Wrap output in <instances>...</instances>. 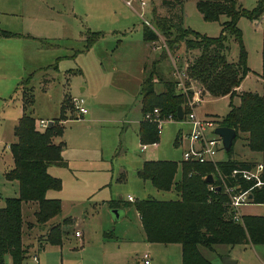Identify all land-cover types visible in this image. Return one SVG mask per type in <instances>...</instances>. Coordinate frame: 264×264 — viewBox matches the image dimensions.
Here are the masks:
<instances>
[{"label": "rangeland", "instance_id": "374dc122", "mask_svg": "<svg viewBox=\"0 0 264 264\" xmlns=\"http://www.w3.org/2000/svg\"><path fill=\"white\" fill-rule=\"evenodd\" d=\"M143 1L145 5L140 8L138 0H134L132 9L124 0H0V208L5 198L17 194L16 182L3 176L11 166L6 140H12L20 94L24 93L28 102L32 90L31 116L46 123L59 119L61 133L54 140L65 145L63 158L67 167L49 168V174L61 183L54 193L61 208L56 220L70 217V226L62 221L60 230L77 229L82 235L81 240L68 235L59 245L44 243L38 247L37 229L23 226V239L30 245L27 254L35 252L38 264H141L138 256L144 251L149 264H181V244L154 241L147 247L140 241L132 203L118 208L117 216L105 204L110 199L123 201L127 195L134 200L175 198L174 192L155 190L149 182L139 179L135 170L142 160H180L185 147L182 137L190 128L186 119L163 118L157 143L140 150L136 121L141 116L136 109L141 100L142 77L153 60L160 58L158 63L153 62L152 80H178V88L189 87L194 83L183 78L180 71L185 72L199 53L198 49H186L182 42L177 50L170 51L162 47L160 34L154 42L143 41L142 19L151 27L150 9L160 11L156 0ZM238 2L249 9L258 0ZM219 21H204L193 0L183 1V28L215 37ZM236 25L250 70L242 90L261 94L264 18L251 22L240 17ZM95 35L97 39L87 46ZM225 45L222 53L227 61H236L235 42L229 39ZM159 89L160 85L155 84L154 91ZM177 92L183 93L187 105L191 96L188 98L183 89ZM235 92L231 102L237 105L240 91ZM64 97L69 104L71 98H82L86 114L79 117L74 110L62 106ZM227 103V96L214 98L208 92H202L201 101L194 103L196 117L213 122L206 134L213 132L216 121L227 112ZM232 155L237 160H262V152L248 148L241 133L232 144ZM225 158L226 152L218 149L214 159ZM178 177L179 174L175 178ZM34 210L33 204L22 203V219L33 223ZM238 210L241 214L264 215L261 204H245ZM106 233L116 238H107ZM196 247L210 264H222L223 256L234 259L235 264H264V244ZM25 263L30 264L29 258Z\"/></svg>", "mask_w": 264, "mask_h": 264}, {"label": "trees", "instance_id": "16d2710c", "mask_svg": "<svg viewBox=\"0 0 264 264\" xmlns=\"http://www.w3.org/2000/svg\"><path fill=\"white\" fill-rule=\"evenodd\" d=\"M183 1L157 0L160 11L150 9L152 26L142 24L141 38L146 42H154L160 34L163 37L162 47L170 51L177 50L181 42L186 49L199 50L185 68L186 80L214 98L228 97V110L216 121L217 126L234 129L236 138L238 133L243 134L248 148L262 152L261 161L264 163V42L260 73L262 93L240 91L238 104L231 102V97L236 93L235 88L250 73L237 20L240 17L249 21L259 19L264 13V0H258L249 9L242 7L238 0H193L204 21H219L223 17L219 21V34L215 37L183 28ZM96 39L95 35L87 42V46ZM229 39L237 46L234 62L227 61L222 53ZM159 60L153 62L158 63ZM153 62L140 89L141 120L137 127V137L140 144L146 145L157 143L159 135L156 123L144 118L146 113L156 108L160 118L179 120L176 118L178 106L183 118L189 111L184 102L186 97L177 92L178 89L182 91V88H178V80H152L155 75ZM184 83L187 84V81ZM155 84L160 85L159 91H154ZM185 91L187 97L191 96V90ZM20 95L22 112L13 127L14 141L9 144L12 166L3 173L6 180L16 182L17 194L5 198L4 206L0 208V264H23L29 258L27 250L30 245L23 239V226L26 229H37L36 246L41 247L44 243L59 245L64 234L59 225L66 221L56 220L60 212L59 199L47 196L48 191L59 190L61 184L60 179L50 175L47 168L50 165H66L61 156L63 143L54 140L61 133L59 119H52L50 125L39 127L30 114L32 90L28 102L25 101L28 98L24 93ZM69 103L67 97L62 99V106L73 111ZM176 137L178 134L174 144ZM254 163L235 159L232 146L224 160L214 163L181 159L144 160L136 175L150 182L157 190L167 191L172 188L176 194V198L171 200L145 198L133 203L146 241L181 244V264H210L199 254L197 245L264 244V215H241L240 221H234L232 210L226 203L227 196L222 188L216 187L220 183L218 174L227 175L233 169H247ZM178 165L180 175L174 181ZM208 174L212 176L211 183L204 180ZM234 180L242 189L250 184L240 179ZM234 180L229 179L228 183L233 184ZM251 199L254 203H264V187L251 189ZM22 203L34 205L33 223L22 219ZM117 204L118 201L108 202L111 208Z\"/></svg>", "mask_w": 264, "mask_h": 264}, {"label": "built area", "instance_id": "2783aa9c", "mask_svg": "<svg viewBox=\"0 0 264 264\" xmlns=\"http://www.w3.org/2000/svg\"><path fill=\"white\" fill-rule=\"evenodd\" d=\"M125 4L128 7H132V0H125ZM138 5L142 8L145 5L143 0H138ZM142 17L141 11L138 13ZM143 23L150 27L149 23L142 19ZM180 74L183 78H186V75L183 71H180ZM178 87L181 83L178 81ZM183 90H191V98L187 102V107L189 111L185 114L184 119L188 122L190 128L187 133H185L182 139L185 141V147L181 151V160L182 161H195V162H211L214 163V155L218 149L222 148L220 138L211 132L209 135L206 134V130L212 127L213 122L203 118H197L194 111L193 105L195 102L201 101V89L197 86L191 85L189 87H181ZM71 105L77 115H82L86 112L83 107L82 98H71ZM145 119L154 121L156 123L157 133L160 132V124L162 118L158 116L156 108H153L150 112L144 115ZM37 125L41 128L47 125L46 121L39 120ZM181 139V140H182ZM149 145H155L151 143ZM146 144H140V150L143 151L146 148ZM219 185L218 189L222 188L223 193L227 196V205L232 210V219L234 221H240L241 214L239 212V207L245 204H262L264 203H254L251 199V189L262 188L264 187V163L262 161H256L254 165L247 169H233L227 175L218 174ZM229 179H240L244 182H249L247 188L242 189L240 184L234 180L233 184L228 183ZM128 201H132V197L127 196ZM75 236H78V233L75 232ZM141 263L148 264L149 257L146 252L141 254ZM29 261L31 264H38L37 255L35 252H31L29 256Z\"/></svg>", "mask_w": 264, "mask_h": 264}, {"label": "crops", "instance_id": "0c3cea01", "mask_svg": "<svg viewBox=\"0 0 264 264\" xmlns=\"http://www.w3.org/2000/svg\"><path fill=\"white\" fill-rule=\"evenodd\" d=\"M125 1V0H124ZM133 2H134V0H132ZM157 1V0H156ZM132 2V3H133ZM132 9H133V5H132V7H131ZM264 16V13H263V15L259 18V19H262V18H264L263 17ZM259 19H257V20H254V21H251V22H257V21H259ZM144 24V23H143ZM148 43V42H147ZM143 69V72H144V68H142ZM249 74V73H248ZM248 74L245 76V77H247L248 76ZM245 77L242 79V81L240 82V84L235 88V90H238V91H243L242 90V87H243V85H242V82H243V80L245 79ZM145 78V75L142 77V79H141V82H140V89H141V84H142V81H143V79ZM19 88H20V85H19ZM19 88H17L18 90H19ZM160 89H161V87H160ZM159 89V90H160ZM158 90V91H159ZM18 92V91H17ZM19 96V95H18ZM222 97H225L226 98V96H222ZM221 97V98H222ZM218 98H220V97H218ZM19 101H20V103H19V105H20V107H19V109L16 111V113H15V116H14V118L13 119H15V124H16V121H17V119H18V117L21 115V112H22V108H21V99H20V96H19ZM139 109V111H140V104H139V107H137V109H136V111ZM84 114H86V112L84 113ZM84 114H82V115H84ZM82 115H80L79 117H81ZM140 116H141V113H140ZM182 119H184L183 117L181 118V119H179V120H182ZM39 120H43V119H39ZM38 120V121H39ZM141 120V118L140 119H138L137 121H136V123H137V126H138V123H139V121ZM167 120V119H166ZM172 120V119H171ZM51 121V123H52V119L50 120ZM36 123H37V121H36ZM47 123H48V121H47ZM14 124V125H15ZM137 126H136V131H137ZM14 127V126H13ZM123 128H124V125H122L121 126V129H120V131H119V135H121V132H122V130H123ZM13 131V130H12ZM136 137H137V133H136ZM12 140H6V142H7V148H8V152H9V144L11 143V142H13L14 141V135H13V132H12V138H11ZM137 139H138V137H137ZM1 143V142H0ZM139 143V142H138ZM139 145H140V143H139ZM64 142H63V147H62V151H61V156H62V158H63V151H64ZM9 155H10V152H9ZM10 159H11V166H12V158H11V155H10ZM63 160L66 162V165L65 166H57V165H50L48 168H47V171H48V173H50V171H49V168L50 167H57V168H66L67 167V160L65 159V158H63ZM161 160H166V159H161ZM142 162H143V160L139 163V165H138V167L136 168V170H135V174H136V171L140 168V166H141V164H142ZM11 166L9 167V168H11ZM8 168V169H9ZM7 169V170H8ZM51 174V173H50ZM177 174H179L180 175V167H179V165H178V167H177V170H176V172H175V174H174V176H173V180L174 181H176V180H178L179 179V177L176 179L175 177H176V175ZM54 176V175H53ZM137 176V175H136ZM55 177V176H54ZM138 177V176H137ZM139 178V177H138ZM140 179V178H139ZM142 180V179H141ZM143 181V180H142ZM148 182V181H147ZM149 184H150V182H149ZM151 185V184H150ZM152 186V185H151ZM155 190H157V189H155ZM57 191H59V190H57ZM57 191H51L52 193H49L47 196L49 197V198H57V196L55 195L56 194V192ZM160 191H162V190H160ZM168 191H171V192H174V190L171 188V189H169V190H167V191H163V192H168ZM55 193V194H54ZM127 196H129V195H127ZM131 197V196H130ZM176 198V197H175ZM175 198H169V199H155V200H159V201H166V200H171V199H175ZM133 199V198H132ZM143 199H145V198H143ZM150 199H154V198H150ZM140 200H142V199H140ZM109 201H118V204L116 205V206H114L113 208L114 209H118V208H123L124 209V206L126 207V206H128V205H130L131 203H132V205H133V203L135 202V201H138V200H132V201H128L127 199H125V200H121V198L120 199H110V200H107L106 202H105V204H106V207L107 208H110V209H112L111 207H109L108 206V202ZM262 205V204H261ZM34 206V205H33ZM133 208L135 209V206L133 205ZM135 213H136V216H137V219H138V222H139V226H140V232H139V239H140V241L141 242H143V244L145 245V246H150V242H148V241H146V239H145V237H144V233H143V230H142V226H141V223H140V218H139V215H138V212H137V210L135 209ZM59 213H61V208H60V212ZM241 214V213H240ZM60 215V214H59ZM241 215H247V214H244V213H242ZM249 215V214H248ZM62 219H66V221H67V224H68V227L70 226V223H71V219H70V217H68V216H61V220ZM63 232H64V234L62 235V237H61V239L63 238V237H65V236H73V237H75V238H77V239H80L81 240V237H82V235H81V232L79 231V230H77V229H69V228H67V230L66 229H64L63 230ZM75 232H77L78 233V236H75ZM107 235H106V237L108 238V236H110V239H115L116 237L115 236H113V235H110V234H108V233H106ZM105 235L103 234V238L104 239H106V237H104ZM249 244V243H248ZM251 245H254V244H251ZM144 252H146V251H144ZM144 252H142V253H144ZM141 253V254H142ZM147 253V252H146ZM141 254L138 256V258H139V260H140V263H141V259H140V257H141ZM148 254V253H147ZM135 256H136V254H135ZM149 263H150V261H149ZM148 263V264H149ZM23 264H27V263H23ZM31 264V263H30ZM142 264V263H141ZM235 264V263H234Z\"/></svg>", "mask_w": 264, "mask_h": 264}, {"label": "water", "instance_id": "95a60500", "mask_svg": "<svg viewBox=\"0 0 264 264\" xmlns=\"http://www.w3.org/2000/svg\"><path fill=\"white\" fill-rule=\"evenodd\" d=\"M176 118L177 119H181L182 118V111L181 108L178 106L176 108ZM51 121H48L47 125H50ZM213 133L215 135H217L220 140H221V144H222V149L227 152L231 146L233 141L236 138V132L234 131V129L229 128V127H225V126H216L213 128ZM206 182L211 183L212 182V176L211 174H208L205 179ZM218 189V187H217ZM117 209L112 208L111 212L115 213V216H117L118 214L116 213ZM222 264H234L235 260L228 257V256H223L221 258Z\"/></svg>", "mask_w": 264, "mask_h": 264}]
</instances>
